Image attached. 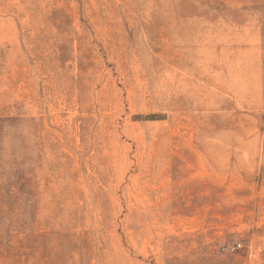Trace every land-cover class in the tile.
Segmentation results:
<instances>
[{"label":"rangeland","instance_id":"obj_1","mask_svg":"<svg viewBox=\"0 0 264 264\" xmlns=\"http://www.w3.org/2000/svg\"><path fill=\"white\" fill-rule=\"evenodd\" d=\"M0 264H264V0H0Z\"/></svg>","mask_w":264,"mask_h":264},{"label":"built area","instance_id":"obj_2","mask_svg":"<svg viewBox=\"0 0 264 264\" xmlns=\"http://www.w3.org/2000/svg\"><path fill=\"white\" fill-rule=\"evenodd\" d=\"M231 251H232V252H235V251H236V248H232Z\"/></svg>","mask_w":264,"mask_h":264}]
</instances>
